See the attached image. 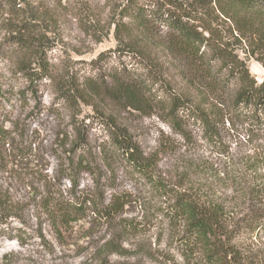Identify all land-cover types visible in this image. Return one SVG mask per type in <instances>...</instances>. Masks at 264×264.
I'll return each mask as SVG.
<instances>
[{
    "label": "rangeland",
    "instance_id": "1",
    "mask_svg": "<svg viewBox=\"0 0 264 264\" xmlns=\"http://www.w3.org/2000/svg\"><path fill=\"white\" fill-rule=\"evenodd\" d=\"M129 1L17 0V7L38 17L42 35L35 37L44 43L56 81L125 75L144 87L141 54L118 45L110 24ZM7 7L0 0V264H202L181 238L183 221L174 208L176 194L185 189H200L226 210L230 223L246 226L237 228V239L264 264L263 220H239L261 217L264 210V194L250 190L258 175L264 187V169L255 174L251 164L257 157L264 166V130L227 115L210 140L194 121L182 130L172 127L158 106L144 114L103 97L95 106L80 105L75 119L86 142L75 146L72 111L56 82L42 80L33 94L14 65L6 23L21 16ZM246 64L256 81L264 79L261 62L251 57ZM168 66L165 78L172 87L195 95L182 67ZM162 90L155 85L148 91L153 98ZM113 119L149 158L147 170L114 144ZM60 207L72 209L68 224L52 220L50 211L60 213Z\"/></svg>",
    "mask_w": 264,
    "mask_h": 264
},
{
    "label": "trees",
    "instance_id": "2",
    "mask_svg": "<svg viewBox=\"0 0 264 264\" xmlns=\"http://www.w3.org/2000/svg\"><path fill=\"white\" fill-rule=\"evenodd\" d=\"M4 2L8 12L21 16L15 23H6L10 33L6 44L11 46L10 54L16 57L14 65L24 73L27 89L33 94L42 80L56 82L60 98L72 111L71 124L77 133L75 146L83 147L86 142L84 128L75 119L80 105L95 106V100L103 97L123 110L144 114L158 106L172 127L182 130L185 123L194 121L210 140L227 115L264 130V79L256 81L246 64L248 58L255 57L264 66V0H130L110 24L118 45L141 54L139 58L147 73L144 87L141 81L125 75H114L108 81L86 77L80 82L71 76L56 81L44 56V43L35 37V32L42 35V25L35 21L38 17L31 16V9L28 12L17 7V0ZM40 16L39 19L44 18ZM168 62L182 67L183 76L196 89L195 95L172 87L165 78ZM155 85L163 89V97L150 96L149 91ZM107 116L114 118L112 113ZM112 122L118 130L114 144L132 162L144 164L147 170L149 158L144 155L143 159L135 149L125 127L115 119ZM251 164L255 174L264 169L257 165V157ZM258 177L250 187L255 196L264 194ZM236 185L243 187L241 179ZM1 200L0 216L4 213ZM62 208H58L60 213L50 211L54 215L52 220L56 222L57 218L58 223L68 224L73 220L72 209L65 207L62 211ZM174 208L183 221L181 238L190 243L188 249L198 253L202 264H261V259L237 239V228L246 226L238 221L230 223L226 210L200 189L179 191ZM261 213L258 218L243 216L239 220L245 225L264 222V210Z\"/></svg>",
    "mask_w": 264,
    "mask_h": 264
}]
</instances>
